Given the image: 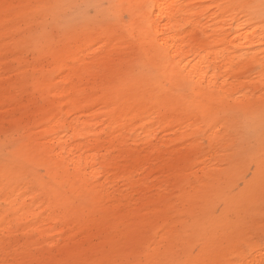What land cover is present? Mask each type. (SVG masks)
<instances>
[{"label":"bare ground","instance_id":"1","mask_svg":"<svg viewBox=\"0 0 264 264\" xmlns=\"http://www.w3.org/2000/svg\"><path fill=\"white\" fill-rule=\"evenodd\" d=\"M127 1L138 8V14L132 23L135 30L133 38L126 39L115 34L112 28L103 27L98 30V36L113 33L108 37L105 51L100 55L87 53V57L77 61H71L78 57L75 48L71 50L70 43L61 47L56 62L65 69V73L61 75L62 83H55L49 77H44L41 82L53 95V101L64 106V114L55 105L41 109L26 133L25 145L44 157H54L56 160L51 166L52 171L62 178L64 185L73 193L84 194V189L92 188L101 192V207L118 209L123 218H129L133 222L163 221L160 232L153 237L148 247L149 258L144 262L131 264H170L179 243L187 241L189 244L193 240L188 238L190 220L194 222L201 213L200 218H204V221L207 219L208 198L213 190L225 183L232 174H236V169L243 167L247 161L245 156H240L242 145L245 144L236 137V124H242L243 118L235 121L233 113L226 116L221 112L230 107L229 98L240 86L249 84L256 87V84H260L263 87L261 95L264 94V68L258 74L259 81L249 83L250 79L244 78L251 62L264 63V56L255 49L241 48L251 44L253 40L250 38L259 29L263 30L264 26L255 23V14L251 11L248 0H227L229 5L222 8L223 15L230 17L226 24L234 25L235 33L251 24L246 32L236 34L232 39L228 38V33L217 31L223 28L222 25L209 26L201 22L199 15L202 12L197 10L199 7L195 4L198 0ZM2 6L3 4L0 8ZM14 14L25 19L30 13L27 9H19ZM186 24L189 28L184 31ZM202 33L204 37L201 36ZM82 35L83 39H76V42H81L84 48L90 47L92 43L86 41L89 33L82 32ZM262 39L264 35L253 43ZM211 43H218L219 48L212 50ZM130 46L142 50L154 62L165 66L175 87L180 88L185 79L193 81L196 92L207 100L206 107L209 109L205 114H198V117L212 114L218 117L209 138L220 149L211 156L209 164L202 166L196 182L178 204L172 203L169 198V187L174 181L171 177L159 178L149 183L144 176L135 175L126 162L129 157L139 153L138 147L129 142L130 131L142 120H150L161 112L163 121L172 125L175 115L170 112V104L174 97L164 95L158 104H151L148 100L139 99L131 87L121 94L117 91L125 84L126 73H120L122 77L119 83L122 84H118L116 88V84L108 81L104 93L103 84L97 80L100 67L110 63L114 54L124 55V47ZM234 47L241 49L235 50ZM2 48L3 45H0V52ZM115 59L117 58L112 60ZM1 63L0 60V66ZM218 70L221 73L220 80ZM248 100L251 101L249 97ZM99 103L101 107H98ZM248 106L250 108L246 110L252 112L257 105L249 102ZM113 109L115 116L111 120L102 114ZM33 111L35 110L25 109L20 118H29ZM99 114H102V118L96 120ZM69 115H73V118L69 119ZM105 120H108V124ZM101 123L103 126L98 128L96 125ZM201 124V121H189V124L181 126V130L187 134L189 130L201 129ZM65 125H68L67 132L59 130ZM107 127H110L109 132L105 133ZM146 135L143 142L151 147L143 162L162 171L164 167L175 168L177 157H181L179 151L174 153L170 149V155L163 157L162 147L151 144L156 135L155 128H148ZM263 137L258 136L257 141L263 142ZM21 172L16 168L4 173L0 171V193L3 190L5 192L0 198V211L8 214L0 231V264H45L47 259L61 260L63 255L80 251L79 245L71 246L57 239L59 234L67 230L73 231L77 220L70 217L59 200H51L21 175ZM262 172L264 158L252 173V179L256 181ZM117 180H124L123 189L115 186ZM9 184L12 186L7 187ZM252 186L255 187V182ZM134 192H140V197H134ZM1 200L5 202L4 206ZM124 200L127 202L123 203ZM235 200L237 198L231 197L226 201V206L230 207ZM259 211L264 213L261 209ZM24 218L34 220L23 225L21 222ZM253 218V224L250 220L246 226L245 222L239 226L248 228V231L242 233L245 234L244 237L236 232L227 233L221 229L215 232L214 229L202 252L195 256L193 264H264V218L261 221ZM219 222L216 221L217 224ZM83 225L85 231L92 233L104 229L108 224L92 216ZM140 230L141 228L128 227L122 236L133 239L134 234L140 235ZM19 233L25 239L19 244H12Z\"/></svg>","mask_w":264,"mask_h":264},{"label":"rangeland","instance_id":"2","mask_svg":"<svg viewBox=\"0 0 264 264\" xmlns=\"http://www.w3.org/2000/svg\"><path fill=\"white\" fill-rule=\"evenodd\" d=\"M248 1L251 11L255 14V23L264 26V0ZM216 2H220L219 5H216ZM216 2L212 0L195 2L199 7L197 10L202 12L199 19L203 24L222 25L223 28L217 31L228 33L229 39L250 28L251 24H248L242 28L241 32L235 33L234 25L226 24L230 17L223 15L222 12V8L229 5V1L216 0ZM2 4L0 8V45H3L0 52L2 61L0 66V171L4 173L13 168L22 170L21 175H24L35 188L42 190V193L51 200H59L70 217L77 220L73 231L67 230L68 233H61L57 239L71 246L79 245L80 251L63 255L61 260L47 259L45 264L144 262L150 256L148 247L153 237L160 232L163 221L133 222L127 218L129 222L123 218L118 209H106L99 205L100 191L88 188L84 189V194L73 193L64 185L62 178L52 171L51 166L56 159L44 157L25 145L26 133L37 119L41 109L55 105L64 114V106L53 101V95L41 82L44 77H49L55 83H62L61 75L65 73V69L63 65L56 62L61 47L65 43H70L71 50L75 48L78 58L71 61L83 59L87 57V53L102 54L108 37L113 33L98 36V30L109 27L117 35L126 39L133 38L135 30L132 23L138 14V8L131 6L127 0H0V5ZM19 9H27L30 14L25 19H20L14 14V11ZM221 20L224 22L222 23ZM188 28L186 24L183 30ZM82 32L89 33L86 41L91 42L92 45L88 48L82 47L81 42H76V39H83ZM263 35L264 29H259L257 34L250 38L253 40L251 44L241 48L255 49L264 56V39L253 43ZM72 36L74 38H71ZM201 36L204 37V34L202 33ZM218 48V43H211L212 50ZM241 48L234 47L235 50ZM124 49L126 50L124 55L114 54L110 58V63L100 67L97 80L103 84L104 93L108 81H111L113 85L116 84V88L118 84H122L119 83L122 77L120 73H126L125 84L117 92L122 94L124 90L131 87L138 94L139 99L148 100L151 104H158L164 95L174 97V101L170 104V112L175 115L172 125H167V122L163 121L164 116L161 112L150 120H142L130 131L129 142L138 147L139 153L129 157L126 162L135 175L144 176L149 183L159 178L171 177L174 181L169 187V198L172 203L178 204L186 191L196 182L202 166L209 164L211 156L220 149L209 138L218 117L213 114L198 117V114H205L209 109L206 107L207 100L196 92L193 81L183 79L181 87H175L165 66H160L136 47L130 46ZM115 57L117 59L112 60ZM251 63L244 73V78L250 79L249 83H254L259 81L258 74L263 70L264 63L260 61ZM220 79L221 73L218 70V80ZM262 89L260 84H256V87L249 84L245 87L240 86L229 98L230 107L222 110L221 114L225 113L226 116L233 113L236 116L235 121H238L240 117L244 120L242 124L240 122L236 124V137L245 144L242 145L240 156H245L247 161L243 167L236 169V174H232L224 181L225 183L219 184L218 188L213 190L208 198L207 219L204 221V218H200L201 213L194 222L190 220L188 238L193 240L189 244L187 241L179 243L170 264H193L195 256L202 252L214 229L215 232L217 229L227 233L236 232L244 237L245 234L242 233L248 231L245 226L252 217L259 221L264 218V213L259 211L261 209L264 212V172L257 176L256 181L252 179V173L259 165V161L264 158V141H257L258 136H264ZM103 93L99 94L103 95ZM249 102L257 105L252 112L246 110L250 108ZM98 107H101L100 103ZM25 109L35 111L29 118H20ZM102 114L111 120L115 116V110ZM102 114H99L96 120H101ZM68 118H73V115H69ZM189 121L191 123L201 121V129L189 130L187 134H184L181 126L189 124ZM105 123L108 124V120ZM96 126L100 128L103 123ZM150 127L156 130L151 144L162 147L163 157L167 158L170 155V149L174 153L179 151L181 154V157L176 159L175 168L164 167L162 171L159 168L154 169L150 163L143 162L151 147L150 144L143 142L147 137L146 130ZM109 128H106L105 133L109 132ZM59 130L67 132L68 125ZM254 154H256L255 157ZM109 176L111 177V174ZM253 182L255 187L252 186ZM124 184V180H117L115 186L123 189ZM10 186L12 184L7 185V187ZM4 193L3 190L0 198ZM133 195L140 197V192H134ZM231 197L237 200L227 207L226 201ZM126 202L127 200H124L123 203ZM1 204L4 206L5 202L1 200ZM246 204L247 206H244ZM92 216L102 219L108 225L97 232L85 231L83 222ZM7 217L8 214L0 211V231ZM33 220V218H24L21 223L28 225ZM217 220L220 221L218 224ZM242 222H245V228H239ZM251 223L253 224L252 220ZM128 227L141 228L142 232L140 235L134 234L136 238L135 236L133 239L124 238L122 234ZM24 239L19 233L11 243L19 244Z\"/></svg>","mask_w":264,"mask_h":264},{"label":"snow or ice","instance_id":"3","mask_svg":"<svg viewBox=\"0 0 264 264\" xmlns=\"http://www.w3.org/2000/svg\"><path fill=\"white\" fill-rule=\"evenodd\" d=\"M150 7V6H149Z\"/></svg>","mask_w":264,"mask_h":264}]
</instances>
